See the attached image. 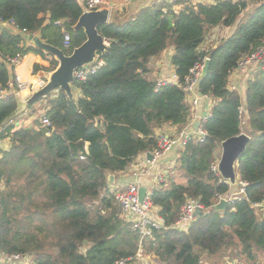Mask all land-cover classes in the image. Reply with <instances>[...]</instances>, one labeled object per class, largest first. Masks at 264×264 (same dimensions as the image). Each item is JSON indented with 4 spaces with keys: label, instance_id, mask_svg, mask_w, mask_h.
Segmentation results:
<instances>
[{
    "label": "trees",
    "instance_id": "16d2710c",
    "mask_svg": "<svg viewBox=\"0 0 264 264\" xmlns=\"http://www.w3.org/2000/svg\"><path fill=\"white\" fill-rule=\"evenodd\" d=\"M246 6L241 0H218L175 11L170 4L154 3L124 23L97 27L108 42L98 56L104 64L85 81L72 82L80 95L69 98L58 90L29 102L31 108L45 101L42 116L49 119L48 127L35 119L29 128L11 123L2 130L10 147L0 150V254L28 255L31 264H115L135 253L138 234L121 219L108 175L125 171L137 154L154 150L155 128L165 123L183 127L190 119L182 89L166 82L157 86L148 76L151 57L172 46L170 62L179 82L196 61L210 58L198 91L215 103L202 123L204 138L189 139L165 181L149 192L167 228L154 232L144 249L158 264H199L204 256L229 249L248 264H258L264 219L257 218L253 203L264 197V72L247 81L243 103L227 83L238 60L264 42V0L216 47L197 49L209 29L233 25ZM82 11L77 0H0L1 20L13 19L67 55L85 40L82 29H72ZM64 32L70 37L66 48ZM0 52L4 57L34 52V72L58 65L2 24ZM9 79L0 62V87ZM16 107L15 95L0 99V127ZM240 132L250 137L236 164L237 180L246 183L243 195L224 210L213 209L217 195H226L231 185L211 164L220 142ZM189 198L203 210L182 231L173 224Z\"/></svg>",
    "mask_w": 264,
    "mask_h": 264
},
{
    "label": "built area",
    "instance_id": "2783aa9c",
    "mask_svg": "<svg viewBox=\"0 0 264 264\" xmlns=\"http://www.w3.org/2000/svg\"><path fill=\"white\" fill-rule=\"evenodd\" d=\"M78 1V0H77ZM172 1V2H171ZM218 0H169L167 3H176L181 2L188 6L195 7L197 4H214ZM82 10H97L101 8H107L109 11L113 9V5L108 0H83L81 4ZM59 23V22H58ZM0 24L7 25L14 33L20 35L27 33L25 28H20L13 19H8L3 21L0 19ZM70 37L64 32L63 35V46L66 48L69 46ZM202 44V43H201ZM199 45L197 48L199 51H208L211 48H203V45ZM216 47V46H215ZM214 48V47H213ZM208 57L205 56L202 59L196 61L188 70V73L184 76L183 80L176 83L183 91L185 98L190 102L192 107H195L201 100L205 102H210L213 98L205 93L202 94L198 91V81L201 75V70L204 65L205 60ZM20 57H4L0 52V62L4 63L6 66L11 68L15 63H18ZM104 64L102 59L97 58L93 64L79 67L74 71V80L85 81L88 75L96 72ZM257 71L264 72V42L252 50L249 54L241 57L236 67L230 71L228 77L227 88L230 91L238 93V83L232 80L234 77L239 76L245 80V83L253 76ZM232 77V78H231ZM165 83L163 81L157 82V86ZM44 84V83H43ZM42 86V85H41ZM56 92V91H54ZM32 94L30 86L20 79L17 74H12V77L8 80L6 87H0V99H3L9 95H15L21 100H26ZM244 108L241 105L239 107L240 113V128H243L245 124V119L243 116ZM208 115L205 116H196L194 112L190 113V119L185 125V128L182 129L177 136L170 137L165 134L155 135L157 140V147L152 151H147L146 155L149 154L151 158H147V163L150 164V167L157 166V160L164 155L166 152L171 150L173 146L179 145L183 147L185 143L191 139L195 138L197 140H202L206 135L204 129L202 128V123ZM194 120V121H193ZM196 121H199L200 124L195 130L192 125ZM40 123L44 127L50 125V121L45 116L40 118ZM47 135L49 131L45 132ZM85 152H87L85 147ZM84 155H80V159H83ZM217 160L211 164V169L216 171ZM145 173V172H144ZM142 166L137 164L133 170V176L143 175ZM164 175L160 173L159 181L162 182ZM238 184L241 186V192H244V186L246 185L243 181H238ZM139 184L137 181H132L126 183L125 186L115 190L113 192L114 200L120 208V217L121 219L130 227V229L138 234L139 245L137 250L133 255H130L125 258L118 259L115 264H129L131 262H138L139 264H151L152 260L145 251H143V241H148L153 239V233L162 229L167 228L163 218L158 213V207L151 203L149 198V192L146 193L142 202L139 200L138 189ZM239 197V194L236 195H217L216 203L221 199H226L230 202L232 199ZM255 209L264 210V197L261 201L253 203ZM200 208L203 210L202 205L195 198H189L180 208V215L178 219L173 224L174 228L185 231L188 229L189 225L195 218V210ZM31 257L28 255L21 254H0V264H30ZM201 264V261H199Z\"/></svg>",
    "mask_w": 264,
    "mask_h": 264
},
{
    "label": "crops",
    "instance_id": "0c3cea01",
    "mask_svg": "<svg viewBox=\"0 0 264 264\" xmlns=\"http://www.w3.org/2000/svg\"><path fill=\"white\" fill-rule=\"evenodd\" d=\"M112 5L113 9L109 11L108 22L110 21H117L124 23L132 18L139 9L143 7H148L153 5L154 3H167L169 0H108ZM231 1H239V0H231ZM246 2L247 6L243 10V12L239 15L233 25L231 26H224V25H217L211 29H209L204 37V40L201 45L209 44V48H213L217 46L219 43L224 41L228 36H230L237 24L240 20L244 17V12L248 9H252L254 6H257L260 0H241ZM80 4H82L83 0H78ZM172 2V1H171ZM172 5V8L175 11L182 9L186 4L181 2L176 3H167ZM248 13V12H247ZM234 29V30H233ZM26 34V33H25ZM25 34L21 36L24 37ZM227 36H224V35ZM107 40V39H106ZM27 42V41H26ZM27 44H29L27 42ZM169 49V50H168ZM173 52V47L170 46L159 54L156 57H151L149 60V73L148 76L157 82H166V83H176L178 78L175 75L174 67L170 62V57ZM98 58V57H97ZM38 61V57L34 52H28L27 54L20 57L18 63H15L11 68L6 66L10 73V78L12 74H17L20 79L25 81L31 89L33 93L37 90L43 83H45V79L39 75V72L46 70H39L37 72L33 71V64ZM232 78V77H231ZM232 80L236 81L238 84V93L241 97L242 103L245 100V91H246V83L242 77L236 76ZM73 97H77L80 95V91L72 87ZM18 98V97H17ZM185 102L190 107V112H194L196 116H205L208 115L210 109L212 108L215 100L212 99L210 102H205L201 100L195 107H192L190 102L185 98ZM45 101L42 100L40 103L35 104L33 107L28 108L26 107L22 112L18 113L17 115L13 116L9 121L5 123V125L0 127V133L2 137H0V150H7L10 147V137L5 136L2 133V130L9 124L15 123L18 125L19 123L23 126L29 128L33 125L35 119H40L42 115H44ZM194 121V120H193ZM196 121V120H195ZM185 126L180 127L178 125L165 123L157 128H155V135L165 134L170 137H175L178 133L184 129ZM46 134V133H45ZM47 135V134H46ZM49 135V134H48ZM182 149L179 145L173 146L171 150L166 152L157 160L156 167H150V164L147 163L148 156L146 152L139 153L135 156L132 163L126 168L125 171L119 172L113 175V184L117 186L119 184L128 183L132 181H137L138 184L141 186H145L147 188V192L151 191L152 189L157 188L161 182L160 173L164 175V179L162 182L165 181L167 178L166 175L170 171V169L175 165L177 158L179 157V152ZM137 164L142 166L143 175L133 176V170ZM2 186L0 185V188ZM240 186L239 184L231 185L229 192L226 196L236 195L239 192ZM256 215L258 219H264V210L255 209ZM147 242V241H146ZM145 251V249H144ZM145 253L150 256L152 263L151 264H158L154 256L151 252L145 251ZM31 260V259H30ZM258 264H264V252L258 254ZM3 264V263H2ZM31 264V263H30ZM129 264H139L138 262H131ZM201 264H248L243 256L238 255L236 249H229L223 253H220L215 256L207 257L204 256L201 259Z\"/></svg>",
    "mask_w": 264,
    "mask_h": 264
},
{
    "label": "water",
    "instance_id": "95a60500",
    "mask_svg": "<svg viewBox=\"0 0 264 264\" xmlns=\"http://www.w3.org/2000/svg\"><path fill=\"white\" fill-rule=\"evenodd\" d=\"M109 10L101 8L97 10H84L78 17L76 23L73 25V30L82 29L85 40L77 47H75L70 54H65L60 48L53 46L40 37L39 33H26L25 40L33 47L40 49L52 55L57 61L58 65L52 71H42L39 75L44 78L45 83L35 90L26 100H21L16 97L17 107L8 119L22 112L31 101L39 100L41 97L48 95L51 92L61 90L69 98L73 97L72 82L74 81V71L83 66L93 64L99 55L107 50V40L98 32V26L108 22ZM210 58H207L201 70V75L198 85L205 78L208 73ZM200 122L195 121L192 127L196 130ZM249 135L240 132L237 135L228 137L222 140L220 146V156L217 160L216 171L223 180L230 185L238 183L236 174V164L239 156L245 151ZM148 158H151L147 154ZM108 180H113V175H108ZM147 193L145 186H139L138 196L140 202L143 201ZM226 199H221L218 203L212 206L213 209L224 210L228 205ZM202 209L195 210V216L200 214Z\"/></svg>",
    "mask_w": 264,
    "mask_h": 264
},
{
    "label": "rangeland",
    "instance_id": "374dc122",
    "mask_svg": "<svg viewBox=\"0 0 264 264\" xmlns=\"http://www.w3.org/2000/svg\"><path fill=\"white\" fill-rule=\"evenodd\" d=\"M251 10V8L250 9H248L246 12H244V17L246 16V14H247V12H249ZM243 17V18H244ZM234 30V29H233ZM224 36H227L226 34L224 35ZM208 46H210L209 44H205V45H203V48H208ZM169 48V47H168ZM169 50V49H168ZM166 52H167V49H166ZM215 103V102H214ZM216 155H217V159L219 158V156H220V146H219V148H218V150L216 151ZM113 180L110 182L111 183V185H110V190L112 191V192H114L115 190H117V189H119V188H121L122 186H125L126 185V183H123V184H119V185H117V186H114V185H112L113 184Z\"/></svg>",
    "mask_w": 264,
    "mask_h": 264
},
{
    "label": "bare ground",
    "instance_id": "6f19581e",
    "mask_svg": "<svg viewBox=\"0 0 264 264\" xmlns=\"http://www.w3.org/2000/svg\"><path fill=\"white\" fill-rule=\"evenodd\" d=\"M240 186V185H239ZM240 189H241V186H240ZM238 194H239V196H241V195H243V193L241 192V190H239V192H237ZM145 240L142 242L143 244V251H144V244H145ZM138 245H139V241H138ZM137 248H138V246H137Z\"/></svg>",
    "mask_w": 264,
    "mask_h": 264
}]
</instances>
